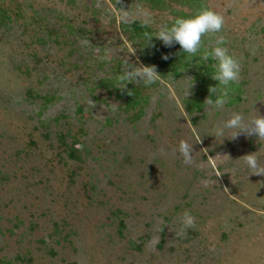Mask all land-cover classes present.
<instances>
[{"label":"rangeland","instance_id":"rangeland-1","mask_svg":"<svg viewBox=\"0 0 264 264\" xmlns=\"http://www.w3.org/2000/svg\"><path fill=\"white\" fill-rule=\"evenodd\" d=\"M180 1L171 7L184 17L224 16L242 65L224 109L204 104L214 85L186 53L178 76L126 108L115 87L122 58L138 55L116 0H0V264H264V176L242 159L264 157V140L210 136L229 110L264 115V0ZM137 5L157 23L182 16L142 0L116 7ZM180 140L192 165L173 152ZM186 209L196 226L181 236Z\"/></svg>","mask_w":264,"mask_h":264},{"label":"clouds","instance_id":"clouds-1","mask_svg":"<svg viewBox=\"0 0 264 264\" xmlns=\"http://www.w3.org/2000/svg\"><path fill=\"white\" fill-rule=\"evenodd\" d=\"M120 2L121 0H116L112 7L119 13L122 23L140 20L145 28L154 27L156 29L155 31H145L143 33V48L155 47L152 43L153 39H155L160 41L165 48L179 45L181 53H186L191 60L193 57H198L201 61H207L210 57L215 59V71L210 75V78L215 81V85L208 88L209 96L205 99L204 104L209 106L210 109H224L231 100L233 86L240 84L242 68L240 59L225 46L228 42L222 34L225 25L224 16L205 7L187 17L176 16L172 18L171 23H157L154 16L146 8L137 5L132 9H118L116 4ZM105 22L110 23V17H106ZM208 34L219 35L215 40V46L210 51H202V38ZM81 43L92 46L89 38L83 39ZM136 50L134 48L129 54L134 55ZM168 58L167 55L162 56L164 60ZM161 77L155 65H145L138 57L132 59L131 55H127L122 58V72L118 74V86L115 88L131 96L133 91L127 89L128 84H143L145 87H151ZM186 79L191 81L185 90V96L188 97L191 95L190 90L194 86V80L191 77H186ZM89 103L92 104L90 100ZM229 111L230 115L226 119L217 120L213 124L211 137L219 139L220 143L224 139H229V137L234 140L241 135L255 137L256 140H264V115L254 111V116L246 117L244 113L238 110ZM99 117L103 118L101 115ZM176 151L183 158L185 165L194 163L193 144H190L187 140H180L178 149L173 150L174 153ZM242 159L253 175L264 176V165L260 163V160L264 159V157L258 156L255 152L243 156ZM195 226L196 217L191 210H184L179 219L178 235H185L188 229Z\"/></svg>","mask_w":264,"mask_h":264},{"label":"trees","instance_id":"trees-1","mask_svg":"<svg viewBox=\"0 0 264 264\" xmlns=\"http://www.w3.org/2000/svg\"><path fill=\"white\" fill-rule=\"evenodd\" d=\"M146 5L150 7L153 11H169L172 14H175L178 9L172 8V4L182 5L180 0H142ZM180 15L184 16V14L179 11ZM177 14V13H176ZM145 31H151L150 28H145L143 24L140 22H133L130 31V40L133 42L135 49H137V55L139 60L145 65H155L158 73L164 78L166 74L176 77L179 75V70L184 69L187 66L185 61V54L181 53L180 47L178 45L172 48L163 47L162 43L158 40L153 39L152 43L155 45L153 48H143L144 39L143 33ZM143 48V49H142ZM167 55L169 58L167 60L162 59V56ZM211 57L207 61H201L195 63V68L198 70L196 73L199 78V75H204L201 81V84L215 85L211 79H207L208 74L211 72ZM202 71V73L200 72ZM204 82V83H203ZM145 89L143 84L136 85L133 88H129L128 90L133 91L132 95L129 96L126 92L120 91V96L126 98V108H135L140 101L145 96L142 92Z\"/></svg>","mask_w":264,"mask_h":264}]
</instances>
